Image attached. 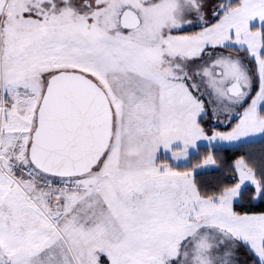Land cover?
I'll use <instances>...</instances> for the list:
<instances>
[{"label": "snow or ice", "instance_id": "6c2138e0", "mask_svg": "<svg viewBox=\"0 0 264 264\" xmlns=\"http://www.w3.org/2000/svg\"><path fill=\"white\" fill-rule=\"evenodd\" d=\"M0 264H264V0H0Z\"/></svg>", "mask_w": 264, "mask_h": 264}, {"label": "trees", "instance_id": "16d2710c", "mask_svg": "<svg viewBox=\"0 0 264 264\" xmlns=\"http://www.w3.org/2000/svg\"><path fill=\"white\" fill-rule=\"evenodd\" d=\"M253 147L255 149H259L261 147V145L256 144ZM221 155L224 157L223 163L225 164V171H226V165H227V163H229L230 162V159L231 158H234V157H232L231 154H224V153H222ZM195 162H196V158H193L192 163H195Z\"/></svg>", "mask_w": 264, "mask_h": 264}, {"label": "rangeland", "instance_id": "374dc122", "mask_svg": "<svg viewBox=\"0 0 264 264\" xmlns=\"http://www.w3.org/2000/svg\"><path fill=\"white\" fill-rule=\"evenodd\" d=\"M180 163H181L182 166L185 164V162H183V161H181Z\"/></svg>", "mask_w": 264, "mask_h": 264}]
</instances>
